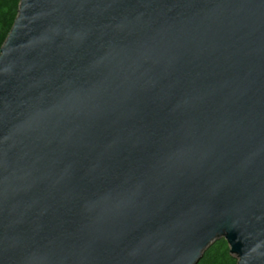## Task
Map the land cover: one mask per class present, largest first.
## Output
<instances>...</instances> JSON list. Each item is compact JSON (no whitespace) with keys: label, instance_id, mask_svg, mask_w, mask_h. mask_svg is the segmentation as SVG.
Returning <instances> with one entry per match:
<instances>
[{"label":"water","instance_id":"obj_1","mask_svg":"<svg viewBox=\"0 0 264 264\" xmlns=\"http://www.w3.org/2000/svg\"><path fill=\"white\" fill-rule=\"evenodd\" d=\"M0 48V264H264V0H20Z\"/></svg>","mask_w":264,"mask_h":264},{"label":"trees","instance_id":"obj_2","mask_svg":"<svg viewBox=\"0 0 264 264\" xmlns=\"http://www.w3.org/2000/svg\"><path fill=\"white\" fill-rule=\"evenodd\" d=\"M20 0H0V48L16 18ZM197 264H237L224 238L216 239L205 249Z\"/></svg>","mask_w":264,"mask_h":264}]
</instances>
